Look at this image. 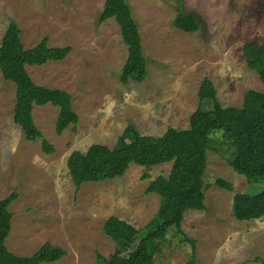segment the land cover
<instances>
[{
	"label": "rangeland",
	"instance_id": "rangeland-1",
	"mask_svg": "<svg viewBox=\"0 0 264 264\" xmlns=\"http://www.w3.org/2000/svg\"><path fill=\"white\" fill-rule=\"evenodd\" d=\"M106 1L0 0V47L15 23L28 49L46 37L51 47L72 49L66 60L28 71L37 85L71 94L80 118L75 128L59 135L60 109L35 107V123L54 147V153L46 154L43 139L28 141L15 123L16 88L0 71V199L19 196L10 205L14 217L7 240L17 256L31 257L50 243L67 252L53 264H97L98 255L111 260L118 249L116 240L104 233L111 217L142 230L158 214L161 197L147 189L159 177H169L173 163L151 169L133 164L122 178L78 188L68 169L73 152L87 153L93 145L114 148L129 126L155 138L169 129H189L205 79L214 83L225 108H242L250 90L264 93L263 82L243 54L247 43L264 47V0H128L149 76L141 84L127 85L121 82L129 54L121 28L115 20L100 23ZM180 12L195 15L200 30L188 34L178 29ZM212 137L206 210L188 211L182 223L183 232L196 242L194 262L262 264L256 260H264V219L240 222L233 206L263 185L229 165L232 150L223 132ZM219 179L231 183L234 192L218 187ZM192 254V244L172 228L155 264H194Z\"/></svg>",
	"mask_w": 264,
	"mask_h": 264
},
{
	"label": "trees",
	"instance_id": "trees-1",
	"mask_svg": "<svg viewBox=\"0 0 264 264\" xmlns=\"http://www.w3.org/2000/svg\"><path fill=\"white\" fill-rule=\"evenodd\" d=\"M115 20L121 28L122 39L128 47V59L121 72L123 85L131 81L141 84L148 79V61L143 40L128 0H107L100 23ZM175 25L181 31L193 34L201 25L195 15L180 12ZM70 47H51L44 38L36 47L28 49L23 43L19 26L12 23L0 47V71L3 78L16 88L14 121L25 133L28 141L43 139V151L50 155L54 147L44 139L34 119L36 106L52 105L60 109L56 131L62 135L69 127L78 125L80 118L74 110L73 97L66 91L37 85L29 74V67H43L51 62L67 59ZM243 54L247 65L258 73L264 84V47L247 43ZM200 107L192 115L187 130L169 129L161 137L142 135L129 126L114 148L93 145L87 153L73 152L68 159V169L74 184L81 188L87 183H101L122 178L133 164L147 169L173 163L169 177H159L151 182L148 194L161 197V207L156 217L142 230L128 222L111 217L104 233L116 240L118 249L111 260L98 255L97 264H155L169 231L193 246L192 262L195 264L196 242L182 229L188 211L206 210L205 176L208 169V152L213 148L215 132H223L232 153L229 165L248 180L262 184L255 195H244L234 202L233 216L240 222L264 219V93L250 90L242 108L221 105L218 92L210 79H205L199 92ZM134 151V152H133ZM146 173L144 179H148ZM217 186L234 192V186L222 179ZM17 193L0 199V264H53L67 256L59 247L46 243L31 257L13 254L7 248L12 231L13 213L10 205ZM257 263L264 264L257 258Z\"/></svg>",
	"mask_w": 264,
	"mask_h": 264
}]
</instances>
